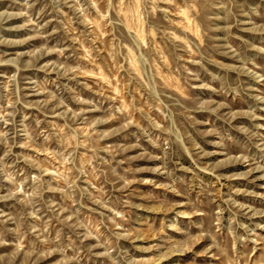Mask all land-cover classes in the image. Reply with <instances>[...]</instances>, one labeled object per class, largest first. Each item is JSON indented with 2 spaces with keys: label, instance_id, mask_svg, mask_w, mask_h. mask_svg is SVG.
<instances>
[{
  "label": "rangeland",
  "instance_id": "374dc122",
  "mask_svg": "<svg viewBox=\"0 0 264 264\" xmlns=\"http://www.w3.org/2000/svg\"><path fill=\"white\" fill-rule=\"evenodd\" d=\"M0 264H264V0H0Z\"/></svg>",
  "mask_w": 264,
  "mask_h": 264
}]
</instances>
